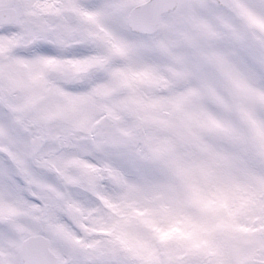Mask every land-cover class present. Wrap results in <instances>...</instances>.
I'll list each match as a JSON object with an SVG mask.
<instances>
[{
	"label": "snow or ice",
	"instance_id": "snow-or-ice-1",
	"mask_svg": "<svg viewBox=\"0 0 264 264\" xmlns=\"http://www.w3.org/2000/svg\"><path fill=\"white\" fill-rule=\"evenodd\" d=\"M177 176L239 201L215 259L121 243ZM0 264H264V0H0Z\"/></svg>",
	"mask_w": 264,
	"mask_h": 264
},
{
	"label": "clouds",
	"instance_id": "clouds-1",
	"mask_svg": "<svg viewBox=\"0 0 264 264\" xmlns=\"http://www.w3.org/2000/svg\"><path fill=\"white\" fill-rule=\"evenodd\" d=\"M177 195L173 196L167 189L162 190L157 200V206L174 208L177 215L168 219L158 216L149 228L147 236L135 238L121 235V243L131 251L146 257L161 256L168 248L181 251L182 244L196 243L207 254L209 259H215L217 248L213 241L223 238L225 227H216L207 231L206 226L226 222L230 215L239 209L237 198L211 196L203 198L198 194L189 193L182 185L179 176L175 179ZM115 215L112 209L105 208L102 216H94L88 222L95 234L108 235L111 229V217Z\"/></svg>",
	"mask_w": 264,
	"mask_h": 264
}]
</instances>
